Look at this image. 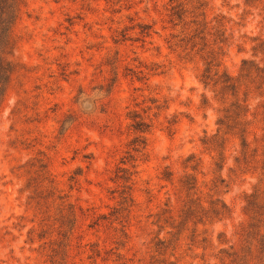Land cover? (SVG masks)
Segmentation results:
<instances>
[{
    "label": "rangeland",
    "instance_id": "rangeland-1",
    "mask_svg": "<svg viewBox=\"0 0 264 264\" xmlns=\"http://www.w3.org/2000/svg\"><path fill=\"white\" fill-rule=\"evenodd\" d=\"M182 1L0 0V264H264V0Z\"/></svg>",
    "mask_w": 264,
    "mask_h": 264
},
{
    "label": "trees",
    "instance_id": "trees-1",
    "mask_svg": "<svg viewBox=\"0 0 264 264\" xmlns=\"http://www.w3.org/2000/svg\"><path fill=\"white\" fill-rule=\"evenodd\" d=\"M170 1H171V6H170L169 15H170V20L173 22V24L174 25H177L179 23L188 24V22L186 21V17H187L186 13L188 12V8L183 3V1L182 0H170ZM189 22L193 23V25H194V28H193L194 33H193V35L194 36L199 35V33L202 32L201 27L204 24L202 19H199V17L197 15L193 14L191 16V19L189 20ZM214 60L215 59L213 58L212 60L207 61V64L209 65V67H211L214 64L213 63ZM216 64H218V63H216ZM206 71H208V66L206 68ZM221 82H223V86L224 87H230V86L234 85V83L230 81V77H228V76L223 78V80H221ZM0 100H1V97H0ZM143 124H145V121L141 118V119L135 121L134 126H135L136 129L143 130L142 129ZM138 148H139V143L136 146V149H138ZM194 186L195 185H192V186L189 185L188 189L192 190L194 188ZM234 260H235V257L231 259L232 262Z\"/></svg>",
    "mask_w": 264,
    "mask_h": 264
}]
</instances>
